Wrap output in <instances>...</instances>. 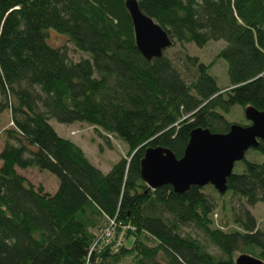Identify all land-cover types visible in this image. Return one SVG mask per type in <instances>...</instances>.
Wrapping results in <instances>:
<instances>
[{
	"label": "trees",
	"instance_id": "16d2710c",
	"mask_svg": "<svg viewBox=\"0 0 264 264\" xmlns=\"http://www.w3.org/2000/svg\"><path fill=\"white\" fill-rule=\"evenodd\" d=\"M137 1L172 47L224 40L214 59L226 60L229 85L218 86L214 61L173 60L171 46L142 56L125 0H0V112L12 123L0 148V264H235L236 253L264 262V223L250 209L220 223L211 185L152 189L139 171L147 147L180 158L192 129L227 132L234 105L264 111V0ZM51 30L84 57L52 44ZM50 119L85 122L128 151L102 172ZM241 161L218 197L264 205V161ZM30 166L56 177L53 193L18 172ZM108 226L125 229L117 251L100 240Z\"/></svg>",
	"mask_w": 264,
	"mask_h": 264
},
{
	"label": "water",
	"instance_id": "95a60500",
	"mask_svg": "<svg viewBox=\"0 0 264 264\" xmlns=\"http://www.w3.org/2000/svg\"><path fill=\"white\" fill-rule=\"evenodd\" d=\"M124 6L132 21L138 51L147 60L162 57L164 50L173 44L166 30L139 9L137 0H125ZM243 113L249 124L232 122L222 134L203 127L192 129L180 158L170 149L147 147L140 163L141 179L152 189L169 185L178 194L192 186L209 184L223 195L235 162L243 160L247 150L259 147L260 141L264 143V111L248 105ZM234 263L264 264L246 253L238 254Z\"/></svg>",
	"mask_w": 264,
	"mask_h": 264
},
{
	"label": "rangeland",
	"instance_id": "374dc122",
	"mask_svg": "<svg viewBox=\"0 0 264 264\" xmlns=\"http://www.w3.org/2000/svg\"><path fill=\"white\" fill-rule=\"evenodd\" d=\"M49 41L52 44H66L65 38L54 31L49 33ZM224 40H210L202 47L194 46L190 43H185V45H176L170 47L166 52L173 60L175 57L182 58L186 53L190 56H196L200 61L208 64V62L214 61V64L210 68L211 74L215 77V80L220 87H225L229 85L228 75H227V63L223 58H218L215 61V56L220 50V48L225 46ZM68 55L72 60H79V58L84 57L82 53L74 49L73 45L69 42L66 44ZM230 122H235L240 125H245L247 122L243 113V109L239 105H234L231 107L229 114L226 115ZM11 116L9 110L0 112V148L5 137V130L12 127L10 122ZM56 132L69 138L71 141L76 142L81 148L82 152L85 153L86 157L93 165H96L102 172H106L116 160L122 156L126 155L127 144L122 142L119 138L112 135L103 134L102 131L97 130L94 126H91L85 122H72L71 124L58 123L54 119L49 120ZM245 159L253 162L261 163L264 161V155L259 153L257 150L249 149L245 152ZM242 161L235 162L233 173H241L243 171ZM18 172L27 178V180L35 186H41L48 193H53L57 188V179L54 175H51L45 170H39L37 167L30 166L26 169H18ZM205 192L212 196L215 201L216 206L214 207V213L217 212L219 216L218 221L220 223L225 222L227 224H232L233 219H235L239 213L240 208L245 207L250 209L254 218L257 220L259 226L264 223V205L261 202L253 206L243 205L241 199L236 197L225 196L224 198H219L216 190L213 191L210 187L204 188ZM224 202L225 208H222ZM112 226V225H110ZM108 228L102 231L100 234V240H104L105 246L108 245L112 250L117 251L120 247V243L124 240V228ZM184 232H188L200 238L203 243L206 244L208 250L212 253H217V249L211 245L203 235L196 231L191 225L184 226ZM132 238L130 237L126 241V246H129ZM238 253L234 257H237ZM119 264H133L129 258L121 260Z\"/></svg>",
	"mask_w": 264,
	"mask_h": 264
}]
</instances>
